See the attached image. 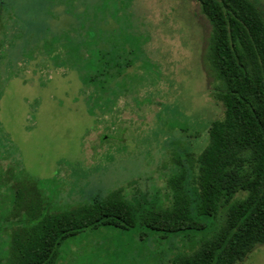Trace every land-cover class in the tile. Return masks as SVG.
Returning <instances> with one entry per match:
<instances>
[{
    "label": "rangeland",
    "instance_id": "obj_1",
    "mask_svg": "<svg viewBox=\"0 0 264 264\" xmlns=\"http://www.w3.org/2000/svg\"><path fill=\"white\" fill-rule=\"evenodd\" d=\"M1 1L0 243L21 179L40 183L50 213L118 188L130 200L146 196L168 206L171 150L181 142L200 154L210 124L223 115L205 60L211 27L194 0ZM254 1L264 12V0ZM107 15L119 30L91 42L81 29L103 27L89 22ZM79 29L87 39L79 45L115 46L133 60L121 80L106 84L117 94L104 109L116 104V112L87 110L72 40ZM180 245L145 228L103 226L67 239L58 264H169ZM238 264H264V245Z\"/></svg>",
    "mask_w": 264,
    "mask_h": 264
},
{
    "label": "trees",
    "instance_id": "obj_2",
    "mask_svg": "<svg viewBox=\"0 0 264 264\" xmlns=\"http://www.w3.org/2000/svg\"><path fill=\"white\" fill-rule=\"evenodd\" d=\"M194 2L211 27L205 60L213 79L210 95L222 105L223 115L210 124L200 154L187 152L181 142L171 150L166 162L173 166L167 179L170 204L146 196L130 200L118 188L50 213L40 183L21 179L5 216L9 229L0 243V264H58L67 239L103 226L145 228L161 239L179 240L169 264H238L264 245V12L254 0ZM3 8L0 0V32ZM114 17L89 22L101 28L81 30L102 44L119 30ZM79 30L72 34L77 45L87 40ZM91 45L75 46L80 94L88 99L87 110L111 114L116 104L105 109L117 92L106 84L121 80L134 63L115 46ZM115 124H109L105 136Z\"/></svg>",
    "mask_w": 264,
    "mask_h": 264
}]
</instances>
